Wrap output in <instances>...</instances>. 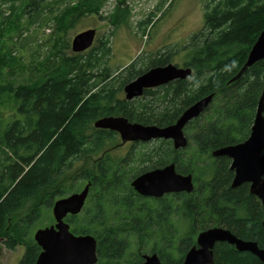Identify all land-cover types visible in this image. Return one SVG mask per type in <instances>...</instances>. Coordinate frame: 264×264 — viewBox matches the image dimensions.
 <instances>
[{"label": "trees", "instance_id": "16d2710c", "mask_svg": "<svg viewBox=\"0 0 264 264\" xmlns=\"http://www.w3.org/2000/svg\"><path fill=\"white\" fill-rule=\"evenodd\" d=\"M101 2L78 1L59 21L64 25L65 16L71 12L76 20L98 11L95 7ZM55 3L21 0L18 13L34 23ZM124 11H118L117 21L125 17ZM6 18L9 22L12 15ZM263 29L264 0L207 4L205 27L194 34L188 48L191 59L186 66L193 69L192 74L145 89L133 100L120 97L119 92L150 68L169 64L173 52L154 58L146 67L135 60L122 70H114L101 61L112 52L105 41L64 56L54 70L34 82L0 84V95H12L18 115L5 121L0 130V236L6 237L10 248L25 246L20 264H36L42 248L33 228L45 217L46 210L88 182L91 186L85 207L65 219L75 234L97 238V264H121L130 246L129 238L135 234L142 244L148 242L149 234L157 235L149 251L157 253L162 262L181 263L197 244L199 233L213 226L226 227L264 248L261 201L250 192L249 183L231 186L234 172L229 157L213 156L215 149L242 142L251 133L264 92V59L239 78L234 77ZM2 60L0 55V66L4 65ZM210 94L214 98L208 108L185 128L192 131V137L187 136L196 148L190 153L185 150L191 147L190 141L187 147L176 149L172 140L160 139L158 147L142 154L131 151L116 158L106 146L114 144L119 133L95 126L104 116H125L133 122L167 126ZM137 160L148 166L134 172L132 163ZM81 162L82 167L76 170ZM170 163H175L180 173L193 174L197 182L193 192L157 198L143 196L132 186L137 175ZM179 210L187 216L189 229L176 242L170 216ZM214 258L218 264H263L255 254L240 251L228 242L215 245ZM143 260L140 252L129 263Z\"/></svg>", "mask_w": 264, "mask_h": 264}, {"label": "rangeland", "instance_id": "374dc122", "mask_svg": "<svg viewBox=\"0 0 264 264\" xmlns=\"http://www.w3.org/2000/svg\"><path fill=\"white\" fill-rule=\"evenodd\" d=\"M78 1L83 2L56 0L53 8L46 9L37 22L30 23L27 16L18 13L21 0H0V23L2 20L5 21L0 24V55L4 63L0 66V84L18 86L21 83L34 82L44 73L51 72L62 62L64 56H73L77 53L72 49L75 35L90 28L97 30L93 47L105 41L111 47V55L102 57L101 61L103 65L107 63L114 70L117 68L122 70L135 60H138L140 67H146L154 58L168 55L170 52H173L170 63L187 67L186 63L191 59L188 48L192 38L205 27L206 5L212 6L219 0H102L95 7L98 11L87 12L76 20L71 12L65 16L62 25L59 19ZM120 9H125V17L119 22L117 13ZM8 15H12L9 22L6 18ZM115 84L118 85V81H115ZM10 96L12 95L8 93L0 95V130L6 125L5 121L14 115L18 117ZM119 96L126 97L124 89L119 92ZM185 132L192 137L191 130L187 129ZM189 141L191 147L185 149L187 153L195 148L194 143ZM160 142L153 140L122 143L119 134L117 141L107 145L106 149L112 150L113 157L121 158L131 151L136 155L142 154L158 147ZM201 163L206 165L205 162ZM147 164L137 160L132 163V169L138 172L142 167H147ZM82 165V162L79 163L76 170ZM195 184L197 185V182ZM45 214V217L34 226V235L38 228L50 226L55 222L53 207L46 210ZM117 224H121V221ZM170 225L176 229L172 228L178 242L189 229V220L184 211L179 210L171 215ZM164 232L167 234L168 231ZM4 239L6 240L5 236H0V263L20 264L25 246L18 244L15 248H10ZM154 240H157V235L154 234L153 236L149 234L146 239L148 242L143 244L139 242L136 234L130 236V246L121 264H130L129 262L140 252L141 255L152 254L149 250ZM174 253L176 254V251Z\"/></svg>", "mask_w": 264, "mask_h": 264}, {"label": "water", "instance_id": "95a60500", "mask_svg": "<svg viewBox=\"0 0 264 264\" xmlns=\"http://www.w3.org/2000/svg\"><path fill=\"white\" fill-rule=\"evenodd\" d=\"M96 34L95 28L76 34L72 41L73 51L83 52L92 47ZM263 59L264 29L234 79L239 78L249 67ZM192 72L191 67H179L174 63L152 67L126 84L124 88L126 98L133 100L142 96L145 89L187 78ZM213 98L214 94H210L199 99L189 106L175 123L167 126L133 122L125 116H104L95 122V126L117 131L123 143L165 139L172 140L174 147L181 149L189 144V138L185 133L186 126L208 108ZM213 155L227 156L231 159L230 168L235 173L231 186L250 183V192L259 198L264 212V92L249 137L242 142L217 148ZM90 186L91 182H88L82 190L56 200L53 205L55 224L40 228L35 233V240L42 248L36 264L98 263L97 238L91 234H75L65 219L68 215H77L83 210ZM132 186L143 196L158 198L168 193H191L195 189V182L193 174H182L177 171L175 163H170L137 175L132 181ZM218 242H228L240 251H249L264 264V248H261L257 241L240 238L223 226H213L201 231L197 237V244L187 252L183 262L174 264H218L214 258V247ZM143 259L140 264H172L162 262L157 253L144 254Z\"/></svg>", "mask_w": 264, "mask_h": 264}, {"label": "flooded vegetation", "instance_id": "af4514ba", "mask_svg": "<svg viewBox=\"0 0 264 264\" xmlns=\"http://www.w3.org/2000/svg\"><path fill=\"white\" fill-rule=\"evenodd\" d=\"M187 135V134H186ZM188 137V136H187ZM154 141H156V140H154ZM130 143H133V142H130ZM155 169V168H154ZM151 170V169H150ZM147 171H149V170H147ZM146 172V171H145ZM234 172V171H233ZM183 174V173H182ZM187 174H189V173H187ZM192 174V173H191ZM234 175H235V173H234ZM233 178H234V176H233ZM232 181H233V179H232ZM195 182V181H194ZM232 184V183H231ZM249 187H250V183H249ZM168 194H170V193H168ZM166 195V194H165ZM165 195H163V196H165ZM162 196V197H163ZM158 198H160V197H158ZM53 224H55V222L53 223ZM52 225V224H51Z\"/></svg>", "mask_w": 264, "mask_h": 264}]
</instances>
